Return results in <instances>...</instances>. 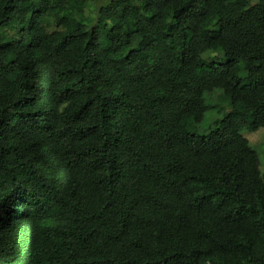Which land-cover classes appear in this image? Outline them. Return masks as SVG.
I'll return each instance as SVG.
<instances>
[{"label":"trees","instance_id":"16d2710c","mask_svg":"<svg viewBox=\"0 0 264 264\" xmlns=\"http://www.w3.org/2000/svg\"><path fill=\"white\" fill-rule=\"evenodd\" d=\"M261 129L264 0H0V264H264Z\"/></svg>","mask_w":264,"mask_h":264},{"label":"rangeland","instance_id":"374dc122","mask_svg":"<svg viewBox=\"0 0 264 264\" xmlns=\"http://www.w3.org/2000/svg\"><path fill=\"white\" fill-rule=\"evenodd\" d=\"M215 93L220 94L221 92L216 91ZM213 100L214 103H213ZM214 104V108L208 111L205 115V118L201 124H199L195 128V132L197 133H206L208 129L223 115L220 114V110H228V101H222L218 99V97L212 98L210 100ZM243 135L249 139L251 146L255 149L259 155L261 160V168L264 171V129H261L257 132H247L245 131Z\"/></svg>","mask_w":264,"mask_h":264}]
</instances>
